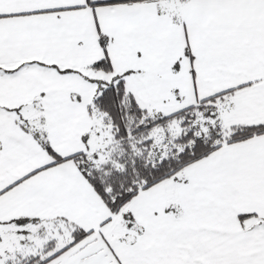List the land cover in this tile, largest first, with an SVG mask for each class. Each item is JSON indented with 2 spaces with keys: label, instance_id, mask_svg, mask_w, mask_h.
Wrapping results in <instances>:
<instances>
[{
  "label": "snow or ice",
  "instance_id": "obj_1",
  "mask_svg": "<svg viewBox=\"0 0 264 264\" xmlns=\"http://www.w3.org/2000/svg\"><path fill=\"white\" fill-rule=\"evenodd\" d=\"M0 264H264V0H0Z\"/></svg>",
  "mask_w": 264,
  "mask_h": 264
}]
</instances>
